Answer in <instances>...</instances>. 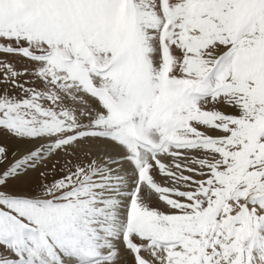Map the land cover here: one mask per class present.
I'll use <instances>...</instances> for the list:
<instances>
[{
	"label": "snow or ice",
	"instance_id": "snow-or-ice-1",
	"mask_svg": "<svg viewBox=\"0 0 264 264\" xmlns=\"http://www.w3.org/2000/svg\"><path fill=\"white\" fill-rule=\"evenodd\" d=\"M0 264H264V0H0Z\"/></svg>",
	"mask_w": 264,
	"mask_h": 264
}]
</instances>
